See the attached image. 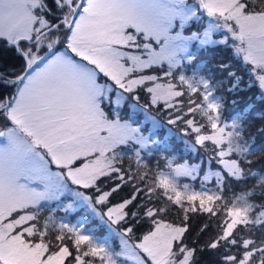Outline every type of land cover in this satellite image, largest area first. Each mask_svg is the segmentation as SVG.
<instances>
[{"label":"snow or ice","instance_id":"obj_1","mask_svg":"<svg viewBox=\"0 0 264 264\" xmlns=\"http://www.w3.org/2000/svg\"><path fill=\"white\" fill-rule=\"evenodd\" d=\"M227 34L243 74L204 61ZM0 47L20 62L0 66V264H201L206 253L264 264V0H0ZM153 112L194 135L186 151L212 155L175 164ZM157 151L168 174L147 162ZM229 184L244 185L231 200ZM61 209L98 220L118 245L84 219L57 223ZM176 210L181 222L168 223ZM196 212L223 213L202 247L186 242Z\"/></svg>","mask_w":264,"mask_h":264},{"label":"trees","instance_id":"obj_2","mask_svg":"<svg viewBox=\"0 0 264 264\" xmlns=\"http://www.w3.org/2000/svg\"><path fill=\"white\" fill-rule=\"evenodd\" d=\"M202 56L204 58L205 63L209 64L210 68H216L218 66L219 61H224L226 63H230L233 66V71H236L238 74H243L245 64L243 61H241L240 57H237L235 54L234 49H232L231 45H219V46H213L211 50L203 52ZM16 54L12 52L11 50L7 48L0 47V66H4L6 68L11 69L12 67H18V63L16 60ZM203 67V65H201ZM219 75V74H217ZM245 79L248 80L249 77L245 76ZM224 87H227V83H225ZM223 91V89H220ZM256 91L253 89L252 91H247L245 93H242L240 96L236 97L240 103L238 104L237 110L239 108H242L244 106V102L246 100H252L254 99L253 92ZM195 98V97H194ZM186 99V98H185ZM232 108L229 107L227 109V112H231ZM226 112V115H227ZM153 115L158 116V118L161 120L162 124L166 123V117L162 114L153 112ZM196 119L199 120L200 117L197 115ZM171 128V136L169 139L170 146H174L177 154V158L179 160H186L189 163H199V162H206L208 160V157L212 155L211 151H205L202 148L199 149V152H189L185 150L184 143L185 141H194V135L193 136H184L182 133V129L185 127L183 124L178 125H168ZM261 125L259 122H254L249 127V134L259 138V129ZM169 131V130H168ZM159 137V136H158ZM160 138V137H159ZM209 148H211V144L209 143ZM258 155V154H257ZM256 156H253V159H256ZM149 166L155 171L157 169V165H159V168H165V161L162 159L160 152H155L151 158L148 159ZM220 166L217 165L215 162L212 163L211 168H219ZM202 171V170H201ZM203 173V172H202ZM106 183H112L111 181H106ZM244 188V185H236V184H229L224 189V196L226 199L231 200L233 197V194H239L240 191ZM132 192V189L130 186H125L121 191H119L114 197H113V203H118L122 198H127ZM183 213L179 212L178 210L173 211L169 216H167L165 219L168 223H176L179 224L181 222ZM223 218V213L221 212L219 217H210L207 213H192L191 219L189 221L190 223V231L187 236L188 243L196 246V247H202L211 236L215 234V232L218 230L217 226L219 223V220ZM209 224L210 227L207 232H204L201 234L200 228L203 224ZM150 225L145 223L143 226L140 227L139 231L137 232V235H142L146 233L149 230ZM215 255H209L204 254L201 259V264H209V261L215 260Z\"/></svg>","mask_w":264,"mask_h":264},{"label":"rangeland","instance_id":"obj_3","mask_svg":"<svg viewBox=\"0 0 264 264\" xmlns=\"http://www.w3.org/2000/svg\"><path fill=\"white\" fill-rule=\"evenodd\" d=\"M205 21H206V23L204 25L206 26L208 23L214 22V18L207 17V15L205 14ZM221 31L223 32V30H221ZM227 35L229 36L230 42H232V43H238L236 41H232L231 40L230 34H227ZM213 38L214 39H221L222 38V35H221V33H218L217 35H213ZM77 59H79V58L77 57ZM171 135L172 134L169 131H167L166 129H164L163 127H161L159 129V131H158V136L160 138H163L166 141H169ZM53 168H55V166H53ZM204 174L205 173H202V172L199 173V175H200L201 178L203 177ZM187 184H189L196 191H200L201 190V187H200L201 180L200 179H197L195 181L189 179V181L187 182ZM207 187L214 190V180L213 181H210L207 184ZM55 216H56L57 223L59 222V220L61 218H63V220L65 222H67V223H69L71 225H76L78 223V220L84 219L86 221V227L89 229V231H90L91 234H93V235L96 236L98 242L103 243L104 240L107 239L110 244H113V246L118 245V243H119L118 238H116L111 233H109L106 227L100 225V223H99L98 220L93 219L90 216H87L83 212H78V213H76V215H72L69 212L65 213L63 211V209H61L60 211H58L55 214Z\"/></svg>","mask_w":264,"mask_h":264},{"label":"flooded vegetation","instance_id":"obj_4","mask_svg":"<svg viewBox=\"0 0 264 264\" xmlns=\"http://www.w3.org/2000/svg\"><path fill=\"white\" fill-rule=\"evenodd\" d=\"M16 60H17V62H19V59H18V57H16ZM19 65H20V62L18 63V67H19ZM18 67H17V68H18Z\"/></svg>","mask_w":264,"mask_h":264}]
</instances>
